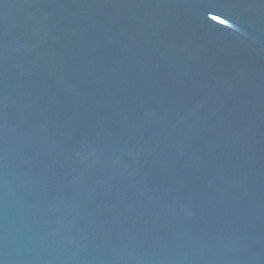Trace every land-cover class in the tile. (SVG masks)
Masks as SVG:
<instances>
[{
  "label": "water",
  "instance_id": "1",
  "mask_svg": "<svg viewBox=\"0 0 264 264\" xmlns=\"http://www.w3.org/2000/svg\"><path fill=\"white\" fill-rule=\"evenodd\" d=\"M0 264H264V0H0Z\"/></svg>",
  "mask_w": 264,
  "mask_h": 264
}]
</instances>
